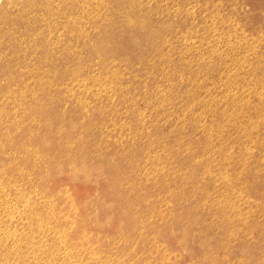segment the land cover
I'll list each match as a JSON object with an SVG mask.
<instances>
[{
	"label": "rangeland",
	"instance_id": "obj_1",
	"mask_svg": "<svg viewBox=\"0 0 264 264\" xmlns=\"http://www.w3.org/2000/svg\"><path fill=\"white\" fill-rule=\"evenodd\" d=\"M0 264H264V0H0Z\"/></svg>",
	"mask_w": 264,
	"mask_h": 264
},
{
	"label": "bare ground",
	"instance_id": "obj_2",
	"mask_svg": "<svg viewBox=\"0 0 264 264\" xmlns=\"http://www.w3.org/2000/svg\"><path fill=\"white\" fill-rule=\"evenodd\" d=\"M11 1V0H10ZM37 5H38V3H37ZM30 7V6H29ZM48 9V8H47ZM51 11H53V9L51 10ZM51 11H50V13H51ZM48 12V11H47ZM25 13V12H24ZM49 13V12H48ZM48 15V14H47ZM46 15V16H47ZM23 16V15H22ZM21 16V17H22ZM46 16H43V17H46ZM51 16H52V14H51ZM54 17H55V15H53ZM25 17V16H24ZM46 19V18H45ZM47 20H48V17H47ZM50 20V19H49ZM47 22V21H46ZM18 23V22H17ZM82 170V169H81ZM83 170H84V168H83ZM86 170V169H85ZM89 170V169H88ZM91 171V170H90ZM101 171H103V170H101ZM89 172V171H88ZM80 173V172H79ZM83 173V172H82ZM104 173V172H103ZM86 174V173H85ZM91 177V176H90ZM91 194V193H90ZM100 198H102V197H100ZM102 200V199H101ZM102 204V203H101ZM106 205V204H105ZM109 209V208H108ZM107 216V215H106ZM107 218V217H106ZM109 218H110V216H109Z\"/></svg>",
	"mask_w": 264,
	"mask_h": 264
}]
</instances>
